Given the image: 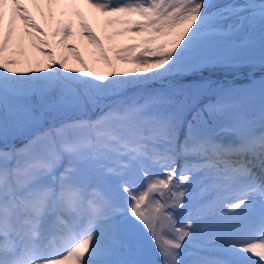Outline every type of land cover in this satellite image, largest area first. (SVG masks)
I'll return each instance as SVG.
<instances>
[{
	"label": "snow or ice",
	"instance_id": "6c2138e0",
	"mask_svg": "<svg viewBox=\"0 0 264 264\" xmlns=\"http://www.w3.org/2000/svg\"><path fill=\"white\" fill-rule=\"evenodd\" d=\"M0 264H264V0H0Z\"/></svg>",
	"mask_w": 264,
	"mask_h": 264
},
{
	"label": "rangeland",
	"instance_id": "374dc122",
	"mask_svg": "<svg viewBox=\"0 0 264 264\" xmlns=\"http://www.w3.org/2000/svg\"><path fill=\"white\" fill-rule=\"evenodd\" d=\"M234 79L237 81L238 84H242L245 82L246 77L243 74H238L234 77Z\"/></svg>",
	"mask_w": 264,
	"mask_h": 264
}]
</instances>
